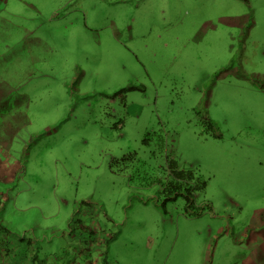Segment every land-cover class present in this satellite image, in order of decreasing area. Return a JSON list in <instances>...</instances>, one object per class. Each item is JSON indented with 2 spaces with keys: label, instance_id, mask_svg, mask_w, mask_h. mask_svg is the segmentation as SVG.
Listing matches in <instances>:
<instances>
[{
  "label": "rangeland",
  "instance_id": "rangeland-1",
  "mask_svg": "<svg viewBox=\"0 0 264 264\" xmlns=\"http://www.w3.org/2000/svg\"><path fill=\"white\" fill-rule=\"evenodd\" d=\"M3 48L25 100L0 227L71 229L121 264H264V0H0ZM170 158L201 214L155 205Z\"/></svg>",
  "mask_w": 264,
  "mask_h": 264
},
{
  "label": "crops",
  "instance_id": "crops-1",
  "mask_svg": "<svg viewBox=\"0 0 264 264\" xmlns=\"http://www.w3.org/2000/svg\"><path fill=\"white\" fill-rule=\"evenodd\" d=\"M6 53L7 49L3 48L4 55H0V157L7 151L14 111L25 100L15 97L9 81L2 77ZM48 233L51 235L49 238L46 236ZM78 234L73 235L71 229L50 230L37 222L22 224L21 230L15 228L10 231L1 226L0 264H10V261L12 264H121L100 249L104 247L102 242Z\"/></svg>",
  "mask_w": 264,
  "mask_h": 264
},
{
  "label": "trees",
  "instance_id": "trees-1",
  "mask_svg": "<svg viewBox=\"0 0 264 264\" xmlns=\"http://www.w3.org/2000/svg\"><path fill=\"white\" fill-rule=\"evenodd\" d=\"M206 124L208 129L215 127V123L211 120H208ZM150 142H153L159 151L165 150L166 140L162 133L147 132L142 143L148 146ZM195 179V175H193L191 171L179 169L174 159H167L166 178L165 181L160 184V191L157 200H155L157 208L164 212L167 203L182 200V211L185 216L191 217L201 214L205 209L203 207H197L193 198L194 194L192 192V187H196V189L199 188L197 184L191 186V183H193ZM206 209H208V206Z\"/></svg>",
  "mask_w": 264,
  "mask_h": 264
}]
</instances>
